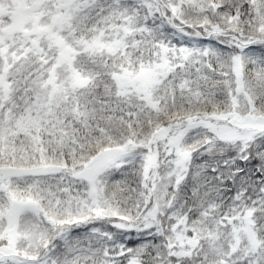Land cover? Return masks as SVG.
<instances>
[{
    "label": "snow or ice",
    "instance_id": "6c2138e0",
    "mask_svg": "<svg viewBox=\"0 0 264 264\" xmlns=\"http://www.w3.org/2000/svg\"><path fill=\"white\" fill-rule=\"evenodd\" d=\"M0 264H264V0H0Z\"/></svg>",
    "mask_w": 264,
    "mask_h": 264
}]
</instances>
